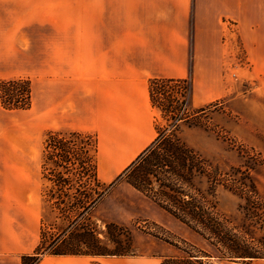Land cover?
<instances>
[{
	"label": "rangeland",
	"instance_id": "obj_1",
	"mask_svg": "<svg viewBox=\"0 0 264 264\" xmlns=\"http://www.w3.org/2000/svg\"><path fill=\"white\" fill-rule=\"evenodd\" d=\"M40 1L31 7L25 0H0V83L24 79L32 93L28 110L7 111L0 104V264H161L183 257L184 251L203 264H244L227 259L228 250L200 224L193 221L191 229L170 215L165 207H181L187 197L164 185L200 201L224 223L226 237L230 228L243 232L242 226L250 225L247 191L252 183L264 201V52L258 49H264V0H251L256 23L247 28L250 43L242 41V24L235 17L220 21L222 26L203 21L212 23L214 35L199 37L193 20L188 21L184 73L160 84L154 139L129 152L102 147L97 133L76 131L69 123L65 104L74 85L51 79V61L57 52L69 55L72 45L90 38L81 33L80 11L75 25H69L67 0L53 5V13L48 0ZM76 2L82 6V0ZM75 132L82 135L72 136ZM56 133L68 145L91 153L98 179L77 162L69 169L61 164L49 146ZM170 138L202 159L189 170L186 184L158 163L151 162L148 173L142 166L145 156L151 158L148 150L162 148L161 142ZM103 153L130 154L121 158L124 169L118 176L108 178L110 162ZM91 199L95 203L84 209ZM57 247L82 253L106 248L110 255H54Z\"/></svg>",
	"mask_w": 264,
	"mask_h": 264
},
{
	"label": "crops",
	"instance_id": "obj_2",
	"mask_svg": "<svg viewBox=\"0 0 264 264\" xmlns=\"http://www.w3.org/2000/svg\"><path fill=\"white\" fill-rule=\"evenodd\" d=\"M33 2L25 0L31 7ZM47 2L53 13L59 0ZM65 3L69 25H75L76 10L80 11L81 33L90 41L72 45L69 55L57 52L51 61V79L74 85L65 104L73 129L97 133L102 147L126 149L122 152L154 139L156 108L150 98V80L182 77L188 21L193 20L194 35L199 37L214 35L212 23L203 21L222 26L220 21L235 17L242 24V41L250 43L247 28L256 20L251 17V0H82L81 7L76 0ZM63 107L58 101L57 109ZM125 155H103L110 162L108 178L123 171L119 164Z\"/></svg>",
	"mask_w": 264,
	"mask_h": 264
},
{
	"label": "trees",
	"instance_id": "obj_3",
	"mask_svg": "<svg viewBox=\"0 0 264 264\" xmlns=\"http://www.w3.org/2000/svg\"><path fill=\"white\" fill-rule=\"evenodd\" d=\"M174 80L172 79H151L149 84V92L151 102L154 107L160 108V105L157 103L155 96H157L158 92L160 91V84L162 83H171ZM31 100H32V93H31V86L29 81L24 79H13L9 81H4L0 83V104L1 107L7 111H15V110H28L31 107ZM181 120V119H179ZM72 136H80L82 134L79 133H72ZM62 138V135L59 134H51L50 136V144L49 146L54 150H57L59 153V158L61 164H65L67 169H69V165H73V162L76 164L78 163L83 170L88 168V171H94V178L98 179L97 173V163L94 157H90V152L88 150L83 153L78 147L75 145L70 146L68 143ZM162 148L159 147L157 149H150L148 150L150 154V159H147V156L144 158V165L143 168L149 172V168L151 166V162L158 163L161 169H164L167 175L171 174L177 178V182L188 183L189 170L193 171V167L196 168V162L198 161L194 156V153L187 147L181 145L177 142L174 138L165 139L163 140ZM83 153V154H82ZM74 156V160L72 161V157ZM82 155V156H81ZM85 156V158L83 157ZM149 156V155H148ZM55 154L53 153L52 159L54 160ZM201 159V158H200ZM202 159L198 162H201ZM55 162V161H53ZM56 163V162H55ZM193 163V165H191ZM57 165L59 162L56 163ZM202 164V162H201ZM59 166V165H58ZM62 166V165H60ZM87 166V167H86ZM85 167V168H84ZM192 167V169H191ZM87 170V169H86ZM203 174V169L199 171ZM69 182V179H66ZM250 181V179H246V181ZM66 183V181H64ZM136 188L142 189L138 183L134 184ZM176 187V186H175ZM173 187V188H175ZM181 187V186H180ZM164 188L170 189L172 193L182 195L183 197H187V199H183V203L181 207H165V210L175 217L177 220L182 222L183 224L187 225L189 228L192 229L193 221L203 226L206 230H208L209 234L215 236L218 240L216 242L220 243L223 247L228 250L227 259L230 260H240L244 264H253L255 261H264V201L261 198H258L257 192L254 189V185L252 183L249 186L247 193L249 194V201H247L248 206L247 208H252V214L250 218V225L242 226L243 232H239L238 229L230 228V234L226 237V230L224 229V223L219 220L218 217H212L211 213L208 212V209L204 208L200 201L198 202L196 199L190 197L188 199V195H184L181 191H175L172 186ZM246 188V187H245ZM244 188V190H245ZM179 190V189H178ZM160 195H164V199L166 201H172L170 195L167 193H160ZM244 195V193H243ZM242 196V195H241ZM155 198V197H154ZM253 200V201H251ZM95 199H91L87 206L84 209H88L89 206H92L95 203ZM158 201V200H157ZM156 201V202H157ZM161 202L160 200L158 201ZM77 204V201H76ZM161 204V203H160ZM210 213V214H209ZM213 214V213H212ZM218 222L217 225L214 224V221ZM194 227V226H193ZM113 228H116L115 226ZM254 229L258 234H254L251 230ZM88 236H92L93 231L90 229L87 230ZM237 232V233H234ZM242 233V235H240ZM59 241V240H58ZM56 243V239L53 241L52 245ZM218 245V244H217ZM183 257H170L166 258L161 264H203L202 260L198 259L197 257L185 252ZM54 255H110L108 249H104L103 251H96L90 253H82L80 250H68L62 249L57 247L53 250ZM222 258V257H221Z\"/></svg>",
	"mask_w": 264,
	"mask_h": 264
}]
</instances>
